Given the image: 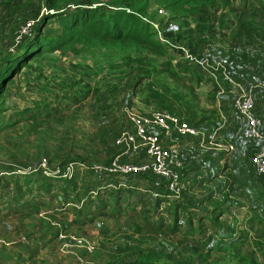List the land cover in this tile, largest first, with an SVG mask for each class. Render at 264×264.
<instances>
[{
	"label": "rangeland",
	"instance_id": "1",
	"mask_svg": "<svg viewBox=\"0 0 264 264\" xmlns=\"http://www.w3.org/2000/svg\"><path fill=\"white\" fill-rule=\"evenodd\" d=\"M86 1L79 5L100 6ZM153 5L137 15L138 31L166 51L78 32L71 46L21 61L64 27L47 19L51 12L38 0H0V264H264V179L251 148L242 155L248 175H234L237 183L223 176L227 166L237 170L235 160L224 161L227 153L197 143L188 150V139L160 132L182 165L174 192L153 170L106 172L121 151L118 137L131 131L129 112L172 113L206 132L216 128L205 120L218 121L219 99L234 112L238 93L190 70L185 51L226 67L246 49L256 76L241 88L264 104V0L200 6L195 14L189 4ZM233 31L244 33L239 44L230 42ZM260 107L255 113L264 120ZM239 126L234 116L232 127ZM122 162L149 160L136 152ZM253 175L259 186L243 183Z\"/></svg>",
	"mask_w": 264,
	"mask_h": 264
},
{
	"label": "built area",
	"instance_id": "2",
	"mask_svg": "<svg viewBox=\"0 0 264 264\" xmlns=\"http://www.w3.org/2000/svg\"><path fill=\"white\" fill-rule=\"evenodd\" d=\"M170 28L173 27L171 26ZM174 48L181 50L178 46ZM184 55L186 56V61L192 67V69L189 68L190 70L205 73L211 82L218 86L227 85L233 93H238L234 100V107L242 120V138L245 141L259 143L258 150L252 156L251 163L255 173L264 179L263 121L255 113L253 95L251 92H244L241 88L243 85L234 82L230 78L226 67L221 61L216 62V60L213 61L206 57L197 59L188 56L186 51ZM171 60L172 65H178L174 55H172ZM258 87L264 92V79L258 84ZM128 120L131 125V131L123 132L118 137L117 144L121 147V151L107 165L106 172L111 175L124 176L153 170L157 176L168 177L171 180L170 190L174 192L176 185L173 182H177L178 171L182 168V165L179 162L177 151L170 146L166 149L162 145V137L158 133L160 132L169 138L177 136L181 139H190L198 136L197 126L168 112H156L148 115L129 112ZM228 150L233 151V148L229 146ZM136 152L144 153L149 163L134 165L122 162L123 159ZM97 170L101 171L103 167H97Z\"/></svg>",
	"mask_w": 264,
	"mask_h": 264
},
{
	"label": "trees",
	"instance_id": "3",
	"mask_svg": "<svg viewBox=\"0 0 264 264\" xmlns=\"http://www.w3.org/2000/svg\"><path fill=\"white\" fill-rule=\"evenodd\" d=\"M38 1L51 12L47 19L59 21L64 28L51 38L40 39L36 52H26L22 55L21 61L27 56L37 57L46 49L52 51L62 45L71 46L75 40L74 35L78 32H84L102 41L110 39L120 40L124 43L132 41L140 43L145 50L166 51L165 45L155 42L149 32L138 31L143 23L140 22L137 15L146 14L154 6L153 3L161 4L165 8L180 3L189 4L196 8L193 10V14L200 6L224 9L231 4V0H93L100 6L90 9L79 5V2H88L86 0ZM184 14L185 11L181 16L184 17ZM128 22L136 23L137 28L129 29ZM42 24L45 26L46 23ZM171 61L170 59L172 65Z\"/></svg>",
	"mask_w": 264,
	"mask_h": 264
},
{
	"label": "crops",
	"instance_id": "4",
	"mask_svg": "<svg viewBox=\"0 0 264 264\" xmlns=\"http://www.w3.org/2000/svg\"><path fill=\"white\" fill-rule=\"evenodd\" d=\"M233 34L236 37L233 36ZM240 34L244 35V33H239L238 31L231 32L230 42L232 45H236V44H239L240 42H242L243 38H242V35H240ZM245 34H247V33L245 32ZM261 43L264 45V39L261 41ZM230 48H233V47L231 46ZM233 50L235 51L234 54L240 53L238 50H236L234 48H233ZM245 50H243V53H242L243 56L240 57V59L234 58V59H230V60L226 61V62H228L226 67L228 69V74L230 75V78L234 82L241 84L243 86H247V85L251 86L252 85L251 81H252L253 77L256 76L255 75V67L252 66L253 65L252 61L251 62L245 61L247 59ZM263 56H264V48L262 49V57ZM243 57H244V59H243ZM257 83H258V81L256 82V84ZM229 92L231 93V91H229ZM261 92H263V91H261ZM222 97H225V96H220V98H222ZM261 100L262 99L260 97L255 96V105H256L255 107L256 108L259 106H261V107L264 106V104ZM226 105H227L226 99L225 100L219 99L218 107H217V110H218L217 116L218 117L216 119H218V121L220 120L221 124H218V121H216V120L215 121L212 120L215 117V115H214V117H206L205 123L206 124L215 123V124H217L216 128L206 132V129H205L206 127L202 128L203 124H200L199 126H197L198 136L195 138L188 139L187 142L184 144V146H186V148L188 150H192L191 149V148H193L192 146H194V144L197 143L198 147L195 146L194 148H196V149L198 148V150H200L202 148H206V147H212L214 149L213 152L227 153V155L225 154V156L228 158L224 161L228 160V162H231L229 160H235V161H233L231 166H233V164H234L235 167L237 168V170H236L235 174H232V170L230 169L229 166H227L225 168V172L226 171H228V172H226L223 176L228 174V178H230V181L232 183H237V180H236V178H234V175L237 176L238 180H242L243 178H245V176L248 175V172H249V169L247 167V162L244 160V157L242 155L246 154L245 150L247 148H251L250 153L253 156L256 153V151L258 150L259 143L254 142V141H245L242 138V129H243L242 120L238 116V114H236L235 110L233 113L230 111L229 112L226 111V107H224ZM234 116L237 117V121L240 124V126L237 129H234L232 127V118ZM209 121H211L212 123H209ZM262 121H263V130H264V120L262 119ZM205 123H204V125H205ZM229 146H231L233 148V151L228 150ZM170 147L175 149V150L177 149L176 146L175 147L170 146ZM229 156H230V158H229ZM202 167H204V166H201V168ZM202 170H207V169L202 168ZM253 176L250 177L251 179L248 182L243 181V183H246L248 186H253V185L259 186L260 184L255 181L256 176H254V177ZM215 178H217V176H214L213 179H215ZM245 181H247V180H245ZM207 182H208V179H207ZM203 186H207V185H203ZM262 190H264V188H262ZM219 194H220V191L216 195V197H218Z\"/></svg>",
	"mask_w": 264,
	"mask_h": 264
}]
</instances>
